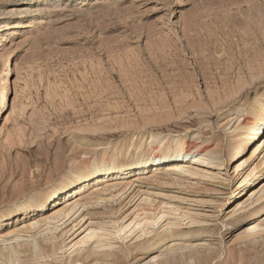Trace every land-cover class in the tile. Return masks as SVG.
Masks as SVG:
<instances>
[{
	"label": "rangeland",
	"instance_id": "1",
	"mask_svg": "<svg viewBox=\"0 0 264 264\" xmlns=\"http://www.w3.org/2000/svg\"><path fill=\"white\" fill-rule=\"evenodd\" d=\"M263 99L264 0H0V215L51 191L43 208L28 217L20 210L0 227L10 236L6 253L16 245L32 258L41 241L51 250L45 223L12 234L67 201L79 204L54 242L70 247L74 224L129 218L147 197L156 213L167 203L199 221L184 219L171 234L160 223L152 238L119 240L88 258L58 251L61 261L43 263L264 264V233L236 240L226 226L238 201L264 185V158H250L252 146L237 158L249 161L240 175L228 156ZM155 137L184 140L192 155L203 142L219 150V178L160 171L120 195L94 191L134 169ZM94 163L101 168L90 173ZM257 165L262 175L237 195ZM77 172L83 177L72 184ZM248 204L238 234L264 223V198Z\"/></svg>",
	"mask_w": 264,
	"mask_h": 264
},
{
	"label": "bare ground",
	"instance_id": "2",
	"mask_svg": "<svg viewBox=\"0 0 264 264\" xmlns=\"http://www.w3.org/2000/svg\"><path fill=\"white\" fill-rule=\"evenodd\" d=\"M39 1L40 0H35V3L39 2ZM13 26L16 27L17 23H16V25H13ZM247 120L243 125H240L241 126L240 127V133H235V134H239V137L236 136L237 141L235 142L234 145L231 144L232 147L229 146V147H231V149H228V150H230L229 155H228L230 157V159L232 161L237 162V164H235L236 165L235 172L237 173V175H240V173L242 172V170L246 166L247 162H249V161H247L248 159L247 160H237L239 155L244 152V150L246 149L247 146H252V148H253V151L251 152L250 158L253 159L256 156H261V155H262L261 158H264V155H263L264 154L263 153V151H264V140H262V138H264V99L261 100L257 109L251 114V117ZM234 138H235V136H234ZM234 138H232V140ZM236 138H235V140H236ZM204 143L205 142L202 143V147L205 148V150H201L197 154L192 155L191 153L188 152V146L186 145L184 140L174 139V142L169 143L166 140H164V138H156L155 137L148 143L149 149L152 152L151 153H145L143 155L138 156L139 157L138 163H137L138 165L134 169H132L131 171H127L125 174L123 173V175H119L118 177H116L112 181H109V183H104V184L102 183L103 185L101 184L100 186L97 185V187L94 188V191H97V192L99 191L101 193L105 192L107 194H109V193H111V194L112 193H115V194L118 193L119 194L124 189H126L128 187H132L135 184V182L142 181L144 179H148L149 177L155 176V174L160 172V171L168 172L167 174L170 176L174 175V177H173L174 179H176L180 176H187V177H193V178H196L198 176H200V177L202 176V177L212 178V179L219 178V173L214 172V170L217 168L218 161L221 158L220 151L217 149H214L210 152L209 149L206 150L207 145ZM203 151H205V152H203ZM153 152H157V153L153 154ZM159 153H160V155H158ZM116 160H117V158H116ZM92 165H93V167H92L93 170L90 171V173H92L93 171H96L97 169L100 170V168H101L100 165L97 163H94ZM260 165L253 167L251 169V171L245 177H243V180L239 184V189H241V190L239 192H238V190L236 191V192H238L237 195L241 194L247 187H250L259 179V177L262 175ZM107 167L108 166L103 167V168H107ZM87 168H88V166H87ZM221 168H222V166H221ZM81 177H83V173L77 172V173L73 174V176L71 178L69 177L68 179L70 182H72V184H74L73 182L75 180L81 179ZM45 193H47V192H45ZM46 195H48L47 198H45L43 200L33 199V200H30L26 203L24 202L22 205L14 206L9 211L6 210L7 211L6 213H4L3 215L2 214L0 215V216H2V219L0 217V227L6 225L9 219L12 220L13 217L12 218H10V217L20 210H23L27 217L30 216L31 212H34L36 209L38 210V208L44 206V203L46 201H48L50 198L51 191L49 190V193ZM112 196H114V195L112 194ZM263 198H264V185L260 189L251 192V194L247 200L238 201L236 207L234 208V210L232 212L234 214L238 213V212H240V213L237 217H234L232 219L230 218L231 219L230 223L226 225L228 233L234 234V239L235 238H236V240L245 239V238L249 239L250 237L257 235L258 233H262V234L264 233V223H261L258 225L249 226V227H247V229H245V231L243 233L238 234L240 226H242L243 222L245 221V219L247 217H250L249 215H247L249 212L247 213L248 210L245 209V207H246L245 203L247 204L250 202V204H248V205H250V206H248V208L251 207V209H252L253 208L252 206L254 204H257ZM99 199H100V197H99ZM97 200H96V202H97ZM110 200H112V199H110ZM104 201H105V199L102 197L100 200V203L104 202ZM151 202L152 201L150 200V198H147V197L143 198L141 200L136 212L133 213L129 218H127L128 216H125L119 221H111L112 223H110V224L100 223L99 225H95L94 223L90 222L92 224L89 223V225H87L85 228H83V225L78 227L79 224H77V223L74 224V226L71 229L73 232L70 234V237H68V238H70L71 246L67 247L68 244L66 245L64 243V241H62V244H57L58 243V242L56 243L57 239L54 242V240H55L54 238H58L54 235V232L56 233L57 230H59V229L61 230L62 225L67 224V222L73 218V216L75 214L74 211H75L77 205L79 204V202H77V201H72V200L67 201V205L63 209L57 210L52 215H49V216L47 215L46 217H43L41 219H37L35 221L28 222L27 224H24L20 228L15 229L13 231L14 234H12V237L14 235L13 238H20L21 233L29 232L30 230L32 231L34 228H37L40 223L41 224L45 223V224H47V227H46L48 229L47 232L50 231L49 234L50 233L52 234V236H50L48 238V241L50 242L51 250L47 248V245L43 246V244H46V242L43 243L42 245H40V243L42 241L39 244L36 242L34 244V247H33L34 250L30 249L33 252L32 253L33 257L31 258L30 254H29L28 256L31 259H29V258L26 259L25 257L27 255L24 254L22 251V250L25 251L24 246H26V245L19 243V239H18L17 245L19 247L23 245L24 249L21 247L20 248L22 250L20 248L18 249V247H16V245H15V246H11L10 249L8 250V253H6V250L9 248L8 247L9 245H7L6 242H8L10 240V236H9V240L7 241V236L1 235V233H2L1 232L0 233V264H9V263L10 264H31V263L33 264V262H35L34 264H40V263H43L45 258L48 259V257H50V256H54V259L52 257L53 260H55L56 258H59L60 256L58 254V251H61L59 253H62V254L68 253L69 257H71V258H73V257L75 258L73 253L76 254V252L79 253V254H77L78 256L84 255V257L88 258L91 255L96 254L97 252L107 250L108 248L110 250V248H112L115 245V243L118 242L119 240L125 241V240H128V238H132L133 240L134 239L138 240L141 238H147V237L149 238V236L152 238L153 237L152 235L157 231L156 227L160 223H161V225L163 224V228L165 230L163 228L162 229L166 232H169V234H171V232H174L177 227H182V226H180L182 224L181 223L182 220L190 218L191 224L195 223L197 221V217L194 214H191L190 212H185V211L181 212V211H179L180 210L179 208H177L171 204L168 205L167 203L161 207L159 206L161 208L160 209L161 211L156 213L157 211L154 212V211H152V209H149V207L146 208V206H151L153 204V202L152 203ZM251 209H249V210H251ZM232 212L230 213L229 217L233 216V215H231V214H233ZM250 215H251V213H250ZM197 224H199V223H197ZM200 224H201V222H200ZM52 226H54V228ZM64 232H66V234H68V231H64ZM175 233H177V232H175ZM3 234H8V233L5 232ZM40 235H42V234H40ZM163 235H161V236L163 237ZM157 236H159V238L161 237L158 234H157ZM46 237H45V240L47 241ZM33 238H35V237H33ZM32 240H34V239H32ZM51 240H53V241H51ZM65 242H66V240H65ZM149 242H150V239H149ZM234 242H235V240H234ZM154 243H155V241H154ZM2 244L4 246H2ZM149 245H148L149 246L148 250L151 249L152 244H149ZM173 245H169V246H173ZM189 247H190V245H189ZM72 249H73V251H71ZM86 249H89V250H87V252L84 253V251H86ZM112 249H114V248H112ZM142 250H143V248H142ZM22 253H23V255H25V257H22ZM164 254H166V253H164ZM56 255H58V256L56 257ZM61 256H63V255H61ZM42 258H44V259H42ZM60 258H62V257H60ZM60 258L57 260H60ZM155 258L153 257L152 260H154ZM81 259H85V258L81 257ZM53 260H52V262H54ZM40 261H42V262H40ZM29 262H31V263H29ZM38 262H40V263H38ZM44 262L47 263V261H44ZM75 262H77V261H75ZM50 263L51 262H49V264ZM77 263H79V262H77Z\"/></svg>",
	"mask_w": 264,
	"mask_h": 264
}]
</instances>
